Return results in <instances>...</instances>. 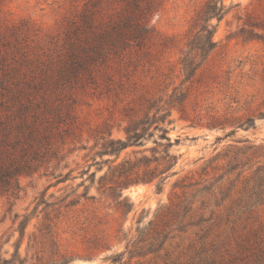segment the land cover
<instances>
[{"label":"rangeland","instance_id":"obj_1","mask_svg":"<svg viewBox=\"0 0 264 264\" xmlns=\"http://www.w3.org/2000/svg\"><path fill=\"white\" fill-rule=\"evenodd\" d=\"M207 1L166 0L152 24L160 39L174 37L175 45L162 50L158 41L152 56L124 70L127 93L120 99L108 98L103 82L98 90L93 86L84 94L79 110L84 123L90 124L84 144L89 148L96 144L90 127L94 131L104 122L124 121L123 109L136 106L140 94L171 93L182 83V52L193 20ZM224 4L228 13L222 21H212L217 47L197 73L188 103L195 124L182 120L177 112L173 115L169 136L174 143L171 151L178 156L173 170L177 173L162 190L156 183L132 185L123 190L120 200L108 189H100L108 165H94V152L84 158L89 150L68 157L69 168L63 173L76 171L65 183L55 186L57 180L44 175L22 177L17 199L0 197V264L12 260L16 251L23 264H264V118H259L264 115V40L241 36L246 24L264 26V0H224ZM5 10L11 20L29 18L55 29L70 15L71 2L9 0ZM245 31L264 35L261 27ZM113 74V87L120 91V76ZM253 117V128H238ZM214 118L235 124L207 128ZM113 137L125 135L116 127ZM153 147L151 141L145 147L129 148L120 160ZM136 188L142 190L132 195ZM202 188L205 192L198 193ZM186 192L198 212L194 217L189 214L184 223L201 225L180 232L177 219L169 217L160 235L161 242L166 241L163 249L131 259L129 251L134 248L128 246L139 242L141 232L153 228L150 224L163 208L183 201ZM22 223L26 225L23 237Z\"/></svg>","mask_w":264,"mask_h":264},{"label":"trees","instance_id":"obj_2","mask_svg":"<svg viewBox=\"0 0 264 264\" xmlns=\"http://www.w3.org/2000/svg\"><path fill=\"white\" fill-rule=\"evenodd\" d=\"M8 2L0 0V197L17 199L22 177H53L57 180L55 186L67 182L76 171L63 173L69 168L65 164L68 157L86 150L90 152L84 158L94 152V165H108L99 185L100 189H108L113 198L120 200L124 189L138 184L156 183L157 189L162 190L165 182L177 173L173 170L178 156L171 151L174 143L169 136L173 115L177 112L182 120L195 124L188 115V103L197 73L217 47L212 21L220 22L228 13L224 0H208L195 16L180 59L185 77L182 83L171 93L140 94L136 106L123 109L126 119L118 125L107 121L94 131L90 127V136L96 141L92 148L83 143L85 128L90 125L81 119L83 96L93 86L98 90L103 82L107 84V97L120 99L127 93L122 80L127 75L124 70L152 56L158 41L162 50L175 45L174 37L160 39L152 24L166 0H70V15L55 29H46L29 18L11 20L5 10ZM247 27H261L264 31L263 25L246 24L241 34L245 40H264V35L255 31L245 33ZM114 72L120 76V91L113 87ZM255 120L247 119L238 128L249 130L255 126ZM229 121L214 118L206 127L226 129L235 124ZM116 127L124 138L113 137ZM151 141L155 147L133 151L120 160L125 150L145 147ZM203 192L205 188L198 190ZM186 194L183 201L165 206L151 222L153 228L141 232L140 241L128 246L134 248L129 251L131 259L163 249L166 241L161 242L160 235L162 228L168 227L169 217L177 219L180 232H185L189 225H201L184 223L189 214L194 217L198 212L193 210ZM22 225L23 237L26 225ZM141 243L145 245L139 247ZM138 248L142 251L136 252ZM16 261L24 263L18 251L4 264Z\"/></svg>","mask_w":264,"mask_h":264},{"label":"bare ground","instance_id":"obj_3","mask_svg":"<svg viewBox=\"0 0 264 264\" xmlns=\"http://www.w3.org/2000/svg\"><path fill=\"white\" fill-rule=\"evenodd\" d=\"M141 190H142L141 188L133 189V190L131 191V194H132V195H135V194H137V192H140Z\"/></svg>","mask_w":264,"mask_h":264}]
</instances>
